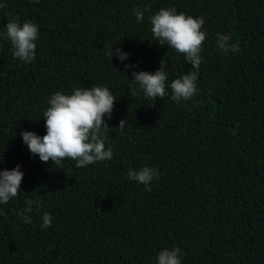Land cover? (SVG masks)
Here are the masks:
<instances>
[{"label":"trees","instance_id":"1","mask_svg":"<svg viewBox=\"0 0 264 264\" xmlns=\"http://www.w3.org/2000/svg\"><path fill=\"white\" fill-rule=\"evenodd\" d=\"M0 170L21 166L20 192L0 203V264H157L179 247L181 264H264V0H0ZM148 6L137 21L133 9ZM162 7L203 16L198 93L153 103L129 94L132 69L155 72L165 59L168 84L192 65L161 46L149 17ZM39 27L35 60L13 56L10 18ZM217 33L238 52L223 53ZM129 54L121 62L107 52ZM102 85L116 97L105 146L113 158L57 168L33 156L22 130L46 134L43 113L55 92ZM201 101V103H196ZM125 119L121 131L120 120ZM238 126V127H237ZM235 131V134H233ZM157 169L145 185L129 168ZM33 205L31 223L18 213ZM50 227L41 228L43 213Z\"/></svg>","mask_w":264,"mask_h":264},{"label":"clouds","instance_id":"2","mask_svg":"<svg viewBox=\"0 0 264 264\" xmlns=\"http://www.w3.org/2000/svg\"><path fill=\"white\" fill-rule=\"evenodd\" d=\"M39 2V0H35ZM7 4H0V8H6ZM140 7L133 9L136 20L144 19L145 11ZM151 32L155 40L161 46L167 45L177 53L183 54L186 61L192 65L191 69L168 82L167 64L164 58L160 61V67L153 73L148 71H136L138 65L126 63L125 72L132 69V86L129 89L131 96H136L138 90L143 92L145 98L155 102L157 98L163 99L167 95V89H171V99L174 102L187 101L195 97L199 89L197 80L202 62L201 52L207 33L202 30L205 24L203 16L193 17L184 12H177L175 7H162L158 12L149 17ZM39 27L31 20L22 23L19 17L10 18L6 24L4 38L12 45L13 56L25 63L35 60L36 43L39 38ZM230 34L217 33L216 45L225 54L229 51H239V44L232 43ZM116 55L121 62L128 59L129 54L119 47H112L107 55L112 60ZM116 97L108 87L96 85L91 88H75L71 94L55 92L48 99V107L43 113L45 118L46 134L38 135L35 131L22 130L20 136L33 156H39L40 160L47 163L49 160L57 168H64L62 161L75 160L76 167L83 168L99 161H107L113 158L111 146H105L108 126L105 117L110 118ZM196 103H201L197 101ZM126 120L119 122L118 128L123 131ZM238 127V126H237ZM235 134V131H233ZM159 171L150 166H144L139 170L129 168L127 176L130 180L145 185L147 191H151L150 182L158 178ZM24 173L18 164L13 169L0 170V203L7 204L20 192V184ZM27 207L18 215L26 223H31L33 205L42 207L38 200H26ZM41 228L51 226L52 218L48 212H44ZM181 252L179 247L165 248L158 253L157 264H181Z\"/></svg>","mask_w":264,"mask_h":264}]
</instances>
